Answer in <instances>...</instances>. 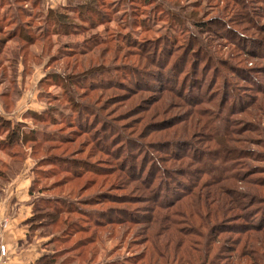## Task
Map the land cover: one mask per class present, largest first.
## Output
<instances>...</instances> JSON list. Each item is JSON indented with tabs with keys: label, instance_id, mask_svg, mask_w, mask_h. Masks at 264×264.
<instances>
[{
	"label": "rangeland",
	"instance_id": "374dc122",
	"mask_svg": "<svg viewBox=\"0 0 264 264\" xmlns=\"http://www.w3.org/2000/svg\"><path fill=\"white\" fill-rule=\"evenodd\" d=\"M25 181L48 264H264V0H0Z\"/></svg>",
	"mask_w": 264,
	"mask_h": 264
},
{
	"label": "crops",
	"instance_id": "0c3cea01",
	"mask_svg": "<svg viewBox=\"0 0 264 264\" xmlns=\"http://www.w3.org/2000/svg\"><path fill=\"white\" fill-rule=\"evenodd\" d=\"M23 187L26 192L10 190L0 200V244H5L8 250L6 264H33L47 253L45 240L31 235L30 182L25 181Z\"/></svg>",
	"mask_w": 264,
	"mask_h": 264
},
{
	"label": "built area",
	"instance_id": "2783aa9c",
	"mask_svg": "<svg viewBox=\"0 0 264 264\" xmlns=\"http://www.w3.org/2000/svg\"><path fill=\"white\" fill-rule=\"evenodd\" d=\"M8 250L5 244H0V264H6V257Z\"/></svg>",
	"mask_w": 264,
	"mask_h": 264
},
{
	"label": "trees",
	"instance_id": "16d2710c",
	"mask_svg": "<svg viewBox=\"0 0 264 264\" xmlns=\"http://www.w3.org/2000/svg\"><path fill=\"white\" fill-rule=\"evenodd\" d=\"M36 209H37V207H36ZM50 256H52V255H48V254H46V255H43L41 258H39L36 262H34L33 264H48V263H46V260H48V258H50ZM204 263H206V262H204ZM50 264V263H49Z\"/></svg>",
	"mask_w": 264,
	"mask_h": 264
}]
</instances>
